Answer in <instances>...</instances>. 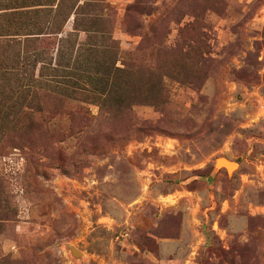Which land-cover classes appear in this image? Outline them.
Returning a JSON list of instances; mask_svg holds the SVG:
<instances>
[{"label": "rangeland", "instance_id": "374dc122", "mask_svg": "<svg viewBox=\"0 0 264 264\" xmlns=\"http://www.w3.org/2000/svg\"><path fill=\"white\" fill-rule=\"evenodd\" d=\"M66 1L1 107L0 264H264V0Z\"/></svg>", "mask_w": 264, "mask_h": 264}, {"label": "trees", "instance_id": "16d2710c", "mask_svg": "<svg viewBox=\"0 0 264 264\" xmlns=\"http://www.w3.org/2000/svg\"><path fill=\"white\" fill-rule=\"evenodd\" d=\"M19 4L20 5L15 4L13 6L9 3L6 5L7 7L3 8L5 10H10L12 8L22 7L23 9L5 12L1 19L3 23L0 24V28H6L8 29L7 32H10L0 35H12L11 38L0 41V79H5L6 75H13L14 77L20 78L22 81V83L13 90V92H22V94L19 95L20 100L18 104L17 102L16 104H12V95L7 91L1 90L0 85V112L1 107H4L6 111L2 112L4 118L7 116V118H10L8 122H13L16 120V117H18L15 109H19L21 106L27 108L34 104L35 106L39 105V103L35 101L38 88L32 85L35 84L33 75L35 76L36 66L43 54L41 50H44L56 41L61 50L65 47L68 40L58 39L57 36L62 32L71 14L73 13L75 16L78 14L80 15L81 10L79 9H82L84 6L77 5V1L69 3L66 0H28L22 3L20 2ZM90 16L92 17V15ZM87 21L92 22L96 20L90 17H75L74 29L79 30L80 28L76 26L81 27L82 24L87 23ZM82 28L86 31V25ZM17 35L22 36L23 39L18 40L16 38ZM25 61L28 64L27 67ZM26 68H30L29 74H25V72L28 71ZM118 70L121 71V69ZM22 115L23 118H26L28 113H22ZM0 120L2 119L0 118ZM3 133L4 139L7 141L8 145L15 147L16 142L13 141V136L10 131ZM21 138L22 137H20V139Z\"/></svg>", "mask_w": 264, "mask_h": 264}, {"label": "bare ground", "instance_id": "6f19581e", "mask_svg": "<svg viewBox=\"0 0 264 264\" xmlns=\"http://www.w3.org/2000/svg\"><path fill=\"white\" fill-rule=\"evenodd\" d=\"M221 164L225 165V167L228 169L229 173L236 167V163L235 162H232L231 160L226 159V158H221L217 162L216 167H219Z\"/></svg>", "mask_w": 264, "mask_h": 264}, {"label": "water", "instance_id": "95a60500", "mask_svg": "<svg viewBox=\"0 0 264 264\" xmlns=\"http://www.w3.org/2000/svg\"><path fill=\"white\" fill-rule=\"evenodd\" d=\"M221 158H217L216 160H215V166H216V164H217V162L220 160ZM232 162H234V161H232ZM225 168V170L227 171V173H229L228 172V169L226 168V167H224Z\"/></svg>", "mask_w": 264, "mask_h": 264}]
</instances>
